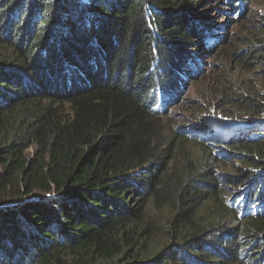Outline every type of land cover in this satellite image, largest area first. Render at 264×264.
<instances>
[{
  "label": "trees",
  "instance_id": "trees-1",
  "mask_svg": "<svg viewBox=\"0 0 264 264\" xmlns=\"http://www.w3.org/2000/svg\"><path fill=\"white\" fill-rule=\"evenodd\" d=\"M251 1L215 0L236 21ZM194 2L0 0V264H264V122L156 125L201 78L198 45L213 50ZM252 44L237 56L258 67ZM222 95L264 116L232 83ZM232 158L242 190L219 171ZM160 214L168 243L150 251Z\"/></svg>",
  "mask_w": 264,
  "mask_h": 264
},
{
  "label": "rangeland",
  "instance_id": "rangeland-1",
  "mask_svg": "<svg viewBox=\"0 0 264 264\" xmlns=\"http://www.w3.org/2000/svg\"><path fill=\"white\" fill-rule=\"evenodd\" d=\"M194 3L196 4L195 11H201L214 21L212 28L215 33H212L211 39L213 50L198 45L196 50L200 53L204 75L193 82L189 80L186 86L181 89V94L178 97L179 105L170 108L167 116H160L161 118L157 119L156 125L159 131L168 136L174 128H180L181 132L191 134L209 124H230L234 125L235 128H241L247 121L264 122V116L259 118L252 116L246 110L241 109V105L225 101L222 95L225 86L232 83L235 88L248 92L249 97L264 101V62L258 67H254V64L252 67H248L245 63H241V58H238L243 52H250L252 43H256L259 37L264 36V0H252L249 3L247 14H245L248 15L250 11L249 16L246 19H241V21H236L235 16L228 14L229 8L220 5L215 0H195ZM224 8L223 13L222 9ZM220 26L225 27L224 32H220ZM220 33L226 35L225 43H222V38L219 37ZM258 91L261 92V97H255ZM210 118H213L215 123H212ZM178 145L187 153L195 154L197 158H200L198 146L190 143H179ZM215 147L219 149L218 146ZM35 153L36 146L26 150V155L30 159L34 158ZM175 158L179 159L177 155ZM230 161H227L229 163L226 165H221L219 171L227 178L239 179L240 186L238 189L242 187L240 189L242 190L247 182L241 186V183L246 179L240 180V178L250 175L249 169L247 170L248 166L235 158ZM1 171L3 168L0 166ZM250 183L254 185L253 180ZM226 184L230 185V181H226ZM238 189L229 186L227 188V191L230 190L228 195L231 196L239 192ZM40 193L42 191H37L28 197H38L41 196ZM150 209L153 212L151 215H154L156 211L151 206ZM160 224L161 226L156 229L155 240L150 245V251L157 245H161L163 248L168 243V238L164 233L168 228V223L164 216H162ZM151 235H154V229H152ZM254 257L252 256L250 259Z\"/></svg>",
  "mask_w": 264,
  "mask_h": 264
},
{
  "label": "clouds",
  "instance_id": "clouds-1",
  "mask_svg": "<svg viewBox=\"0 0 264 264\" xmlns=\"http://www.w3.org/2000/svg\"><path fill=\"white\" fill-rule=\"evenodd\" d=\"M224 33H220V38H222V43H225L226 42V39L224 37H222ZM206 47V46H205ZM207 49V47H206ZM199 57H200V53H199ZM201 59V58H200ZM201 68H202V65H201ZM203 69V70H202ZM201 69V72L202 74L200 75V77L202 75H204V68ZM212 123H215V120L213 118H210L209 119ZM210 125V128H212L214 130L215 133H221V134H225L226 131L230 128H235V127H232L233 125H230V124H226V125H220V124H217V125H213V124H209ZM204 128V127H202ZM199 132H197L196 134H198Z\"/></svg>",
  "mask_w": 264,
  "mask_h": 264
}]
</instances>
